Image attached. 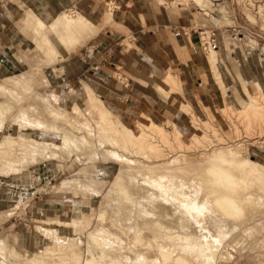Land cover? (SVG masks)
<instances>
[{
  "label": "rangeland",
  "instance_id": "obj_1",
  "mask_svg": "<svg viewBox=\"0 0 264 264\" xmlns=\"http://www.w3.org/2000/svg\"><path fill=\"white\" fill-rule=\"evenodd\" d=\"M46 1L47 0H0V87H9L8 89L14 90L16 94L20 95L15 104H10V108H7L8 110L6 109V111L3 110V114H0L1 118L3 117L4 120L2 121L0 118V142L3 140L9 141L6 142V144L13 146L10 140L14 141V138H18L14 141V143L16 142L14 147L11 148L10 146L12 150H10L9 146L6 144L4 146L9 150L6 151L7 148L5 149V147L2 146V152L5 150L7 155L5 152L4 156L2 152V154H0V178L8 180L10 184H16L17 190L23 189V191H26V193L22 194L23 197L31 196L32 192H35L36 196L42 197V199L37 200L39 206L41 205L44 207L43 216L40 214L38 216H30L25 212V201L21 202V200H17L21 197L18 195L17 197L13 196L14 200L5 203L3 207L0 208V240L2 241H0V244L3 243V247L0 248H3L5 251H0V264H37L36 261L40 259L38 255L40 256L41 252L46 248L57 249L62 247V251L56 250V252L62 253L63 249L67 251L66 247H72L71 251L83 255L87 249V231L97 230L98 227L99 230H101L100 227L103 228L102 230L107 228V231H104L115 236L114 239L110 238L112 236L103 239V243H107V246H110L106 252L115 254L118 247L116 246L117 244L126 247L133 242L132 246L130 245L132 252L134 251L132 257L137 258L138 252L144 253L147 240L150 239V236L153 233L155 236L160 232H158V228L155 227L159 223L160 225L162 224L163 227L172 228L174 231H177V233L182 235L185 234L184 236L188 234V237H185L186 240H183V245L190 246L194 241L196 242L195 239H197V241L203 240L205 243H214L213 246L217 243L216 246L218 245V248H216V250L218 252L215 251L217 253L216 255L214 253L211 261L214 264H264V178L262 180L260 179L259 182L257 181L259 179L257 176L249 175V177L246 178L247 182H245V184L248 186V182L252 180V186L247 187L243 183L239 184V186L245 185V187H241L243 190L239 187L241 190L240 192L244 191V195L252 192L253 194H248V196H250L249 200L243 203L241 202L240 207L242 206L241 211L242 208L243 211L241 214H237L239 215L238 217L237 215H235L236 218L233 215H229L233 217H226V221L227 219L230 221H227L228 227L232 225L230 227L232 231L229 229V232L225 231L226 233L223 232L224 227L222 228V226L220 227L218 224L221 223L219 221L221 217L218 218L216 216L217 218H215L213 213H207L206 211H203L202 214H197L199 212L193 206L191 207L187 200H185V202L187 201L189 206H182L186 214L182 213V217L180 216V219H178L177 213H174V208L179 209V206H175L174 200L172 201L169 198L167 203H162L165 202L163 199L166 196V190L162 189L168 185L166 179V181L162 179L159 185L160 187H157L156 184L152 185V182L160 179H156L153 175V177H149L150 174H146L147 176H144V182L142 181L143 184L140 181L136 183L138 186H136L135 182H133V184H127L128 198H124V196H120V194L118 195L110 189V183L113 181L116 171L120 166H124L123 163L118 161L117 164V161H115L117 158H120V156L127 157L128 155L129 158H127L129 160H138L143 164L152 165V163L157 164L161 161L171 160L177 156L179 157V155H185L190 158H197L198 156V158H200L199 155H207L213 149L236 146L241 149V153L239 154L240 159L248 156V158L258 160L264 165V0H201L200 3L195 0H113L112 2L110 0H83L85 4L82 1V6H79V8L84 10L82 15L93 23L86 20L88 24L86 25L84 22L85 20H83L82 24H84L81 26V23H79V27L77 28L80 29L73 33V37L71 36L73 39L70 38L71 40L68 39L69 41L65 42L66 46L62 45L63 47L59 49V51L54 50L55 55L52 52V54L49 53L47 57H44L42 55H46V52L43 51L42 53V48L38 45L35 48L37 43H32V41L34 42L35 40V35L32 33L34 21L28 18L30 12H40L39 14L44 17L46 21H52L55 14L68 12L70 15H74L75 13L73 11L76 10L72 4L64 8L59 7L58 10L52 11V15H50V13H46L47 11H45V9H41V5L46 6ZM117 9H119L118 13H120L119 19L121 22H126V25H128L127 21L129 19L137 26L146 24L144 26L145 28H141L140 30V27H112L109 24L112 19L108 20L105 17L109 10L112 11L113 17V12ZM101 14L102 17L99 20ZM149 22L151 24L150 26L148 25ZM81 28L89 29L90 33H87L85 29H82L83 32H80L82 31ZM57 31L60 30L57 29ZM77 32H79V34H77ZM149 32L150 34L158 33V38H161L162 41H159V43L155 38L154 40L149 39L146 41L145 38H148L146 36H148ZM174 32L176 34L175 36L173 35ZM83 33L88 36H84ZM80 36L85 38L81 39ZM77 38L81 40L77 42ZM99 41L101 43L96 44ZM85 42H87L86 45L78 50V46L83 45ZM91 44H95V46H89ZM38 47L40 50H38ZM183 48H186V50L183 51ZM74 49L77 54L80 52L85 53L87 55L85 59H88L89 56H93L97 61L101 57L103 58V65H105V70H107L108 73V78L104 80H109L108 82L110 85L108 87L110 90L101 88L100 84H103L102 77L94 74L93 71L85 73V75H81L77 72L85 65L82 63L85 59H81L75 55L73 56L74 58L70 57L66 59L67 54ZM110 49H112V51H110ZM213 49L217 51V67L218 71L221 73V78L219 77L218 80L220 81L217 80L218 75H215L216 78H213L209 68V53L210 50ZM186 51L188 53H186ZM115 54L118 58L123 56L125 62L131 59L135 60L137 54H143L149 61L147 63L144 62L145 64L140 63L144 67L148 65H150V67H148L146 71V69L139 68L135 64H139V62L135 61H133L135 63L128 62V64L131 65L129 70L121 63H117L113 66L108 62L116 61L112 59ZM184 54L190 55V57L192 56L193 59H191V62L195 64H190V62L186 63ZM46 58L51 59L46 60ZM179 61L184 62L182 66L178 64ZM85 63L88 67L89 63ZM204 72L207 74L208 79H203V81L200 82L201 85H197L195 75L205 78ZM24 75H26L24 80H22L23 78L20 79L24 87L21 83H19L20 85L18 86H14V84L6 81L9 80V77L12 78L10 80H13L19 79ZM147 75L151 77L148 79L145 77ZM188 75H191L193 81H191ZM28 76L30 78H28ZM131 76L146 83H148L150 79H154L156 82L154 90L159 95H152L151 92H149L151 96H148V94L132 93L129 89L131 87ZM186 76H188V78H186ZM181 77L182 79H180ZM165 78L170 80L167 82L162 81V79ZM181 80L188 84V87L186 86L184 90L185 93H182ZM249 80L256 81L260 85L258 87L260 91H257L258 88L255 90L248 86ZM24 81L25 84L27 83L29 86L27 84L25 85L23 83ZM125 83H129L126 88L123 86ZM85 84L90 86V91L86 99L84 97ZM19 86L21 88H19ZM112 92H122L123 96H127H122L124 99L121 100ZM170 95H172L171 98L169 97ZM250 96H253L254 99ZM43 97L56 99L58 104L52 102L53 106L67 115L70 113L73 115L75 110L78 113L77 108L79 107H81L79 109L80 112L83 110L82 108H84L85 111L83 110L82 112L89 114L87 116L94 119L92 122L90 121L88 123L93 127L95 126L94 128L100 125L96 129L98 133H92L90 136L88 135L87 129L85 130L83 128L81 130V132L84 131L82 134L91 141L95 140L97 143V140H102L101 142L99 141L101 144L98 142L99 148L93 149L95 146H92L93 148L91 147L90 149L96 152L98 150L102 151L103 145L109 141L108 145L105 144L106 148L108 150L111 148L115 149H111V151H116L117 155L111 157V159L110 156H108L109 160H107L108 158L102 156L100 153L101 151H98L97 153L100 157L96 156L88 159L86 155L80 154L78 150H73L72 152H68V156L65 152L63 155L64 159L56 158L53 160L49 157L48 148L52 146V149H54L53 143L49 142L47 145L43 144V148L41 149V141L43 140L44 143V139L51 138L50 136H52V133L47 134L39 130L31 129H16L13 125V122L18 118V123H22L20 120L24 122L22 125L32 123L33 126L38 127L39 125V127H41L38 123H45L46 120L50 122L51 120V122H59L58 124L65 126L64 122H60L55 118L53 119V116L48 114L40 99ZM168 97L167 103H164L160 99ZM250 99L255 100L257 104L260 102L261 105L260 103L259 105L261 106V110L259 109L260 106L257 107L255 102L253 103L256 104L255 106L257 108L253 107L252 109V106H250ZM183 106L187 107V113L181 111V107ZM87 108H89V111ZM22 109L26 110L23 111ZM31 109L32 111L35 109V113L33 111L32 113H34V115L29 114L28 116L30 117L27 116L29 120L28 123H26L27 119L25 115L28 114ZM86 109L88 112H86ZM257 110L259 112H257ZM101 111L109 116H106V121L108 119V121L112 120V123H116V116L122 120L124 123H119V128L117 129L119 130L122 127L121 131L124 132L128 131L126 126L124 127V124L129 125L135 132L139 131L137 130L138 125L135 124H138V121L145 122V119L142 117L143 112L146 115H150L156 122H161V127L165 125L166 127L162 128L163 134L167 131L168 134H165L167 136L163 135L154 125H151L147 128L146 133L150 141L155 143H150L152 146L149 144L144 148L143 146L139 148L136 147V153L127 150L128 153L123 149V141L122 139L120 140V136L110 132L109 126L106 128L105 125L100 124L101 122L98 119L97 113H101ZM20 112L24 114V117ZM43 114L46 120L42 116L40 117V115ZM40 118L44 120L42 121L41 119V122ZM96 120L98 121L96 122ZM98 122L99 124L96 126L94 123ZM43 123L41 125H43ZM44 126L45 125H43V127ZM175 127L180 130V137H176L177 139L173 137V133H170L172 132L171 129ZM68 129L72 130L69 127ZM101 129L103 132L99 131ZM107 129L109 130L106 131ZM73 130L75 131V129ZM113 131H115V129H113ZM9 133H13V137L10 138V140H5V134ZM74 133L77 134V131ZM104 133L105 135L107 134L109 138H112L115 134L113 138L117 140H113L112 138V141L111 139L107 141L108 138L107 136L105 137ZM111 133H113V135ZM194 133L199 135L195 144L192 143L195 138H191ZM18 134L25 137H33L41 141L39 143L33 140L32 143L28 138H23L25 139L24 145V142H22L24 140L22 138H20L22 143L19 142ZM170 134L172 136H170ZM102 136L104 138H101ZM165 137H167V141L169 142H165ZM26 140H28V144L29 142L31 143L29 146L38 144L35 146V149L40 145L37 149H40L42 153H37V149L34 152L35 149H33V146H30V148H28L29 150H25L27 149L26 147H28V145H26ZM103 141H105V143H103ZM110 141H115V143L113 142L114 145L110 144ZM184 144L187 146L189 145L188 148ZM120 145L123 147L122 149ZM150 146L154 149L150 148ZM30 149H33L32 152L37 156H34L32 153V158V156H30ZM49 149L50 151L52 150L51 147ZM146 150H149V152ZM119 152L121 154H119ZM42 154H46L48 157ZM65 155L67 157H64ZM4 157L6 162L2 159ZM7 158L10 159V162L13 158L15 160L13 159L12 162L9 163ZM101 158H104V160ZM6 163H8V165ZM58 164L60 166H58ZM84 166H89V171L87 170L79 173L81 172L80 169ZM91 166H95L94 168L96 170L91 169ZM200 170L198 169L197 171L200 173ZM201 173H203V171ZM235 174H239V172L236 170ZM261 174L264 175V173ZM183 175L188 176L185 172H183ZM74 178L83 179V183H87L89 187L90 185L93 186L89 189L88 186L78 187L69 184L67 185L68 187L64 186L65 188L59 189L62 180ZM196 178L197 177H195V179ZM146 180L147 182H145ZM200 180V177L196 179L197 182H201ZM164 182L165 184H163ZM262 183L263 185H261ZM139 185H142V188L146 186L147 189L149 188V191L152 190L151 192L154 191L156 194H154V198L156 196L155 199L158 200L156 201L154 198H151V195H148L149 192L147 193V191L143 193L142 188L141 190L139 189ZM136 187H138V189ZM83 188L86 189L84 190ZM140 196L142 200L144 198L146 199L148 196L146 200H149V202L145 199L143 202ZM160 196H162V198H160ZM197 196L200 198L203 197L204 194L201 191ZM23 199L25 200L26 198ZM105 200L109 202L110 208L108 211L106 210V212H104L105 216L100 215L99 219L98 215L101 213V209L104 206L103 204L106 203ZM120 201H122V203ZM145 201L148 202V205ZM108 202L105 205H107ZM185 202L184 204H186ZM141 203L146 204L147 207L151 206L150 203L153 205L152 207H148V210L147 207L145 206V208ZM116 204H122V207H127L129 213L123 211L124 209H120V211L118 210V212H116ZM139 204L141 207L143 206L147 209V212H150L151 208L156 209V211L158 210L162 214L157 211L159 213V215H157L158 213L154 210L156 216L152 215L151 210L149 215L144 208H140ZM164 204L166 208H163L165 207ZM111 206L113 207L111 208ZM160 206H162V208ZM258 212L259 214H257ZM132 213L135 214V216ZM10 216L16 219L17 227L12 226V219ZM101 216H103L102 219ZM181 218L187 224H185L187 229L180 226L182 221ZM53 220H59L61 222L55 223ZM73 220H75L74 224H64V221L73 222ZM45 221L53 222L52 224H46ZM145 222L146 224H143ZM255 223L257 224L256 230L254 228V230H252L253 232H247L250 231L248 229L251 225L253 226ZM132 224L136 226H132ZM40 226L47 228V231L43 233V230H39ZM29 227H31V232L30 229H28ZM163 227L162 230L164 229ZM99 230L97 231L99 232ZM136 231L139 232L141 243L140 241L134 242V240H131L132 238L129 239V237H127L128 234H134ZM244 231L246 235L243 234L245 233ZM251 233L253 235L255 233L258 234L253 236ZM122 234L124 235L123 237ZM202 234L204 236H201ZM50 235L53 238H50ZM247 235L250 236L246 238ZM125 236L128 238L127 241L130 240L131 243L128 242L126 244L125 241L120 240ZM125 238L123 240H126ZM187 238L191 241L187 240ZM204 238H206V240ZM219 239L220 241H218ZM115 241L119 242L117 243ZM134 243H137L136 247H138V249L133 247ZM140 244L142 248L139 247ZM142 244L145 246L143 247ZM213 246L211 245V247ZM94 251L98 252L99 250L96 248ZM67 252L70 253V250ZM191 253V256L187 255V258L192 260V264H198L200 261L195 260L193 257L195 253ZM15 254H19L18 258L17 255L15 257ZM59 255L60 254H54L44 257L46 264L60 263L58 258ZM29 257H32L35 261L32 260L30 262ZM148 260L144 261L143 264H152L150 260Z\"/></svg>",
  "mask_w": 264,
  "mask_h": 264
},
{
  "label": "bare ground",
  "instance_id": "obj_2",
  "mask_svg": "<svg viewBox=\"0 0 264 264\" xmlns=\"http://www.w3.org/2000/svg\"><path fill=\"white\" fill-rule=\"evenodd\" d=\"M111 2L113 1V0H110ZM195 1H197V2H201V0H195ZM75 14L74 15H70V13H68V12H63V13H59V14H55L54 15V17H53V20L52 21H46L45 19H44V17H42L38 12H36V11H34V13L32 12H30V14H29V19H33V21H34V26L32 27V33L35 35V40H34V42L32 41V43H37L36 45H35V48H36V46L38 45V46H40L41 48H42V50H41V52L43 53V51L44 52H46V55H42V56H46L47 57V54L49 55V53H51L52 54V52H53V54L55 53L54 52V50L55 51H59V49H61L63 46H66L65 45V42L67 41H69V40H71V39H73L72 37H73V33H75L76 32V30H79L77 27H79V23H81L80 25L82 26L83 24H82V21L83 20H85L84 22H85V24L86 25H88L87 23H86V20H89L88 18H86L85 16H83L82 15V12L78 9V8H76V10L75 11H73ZM105 18H107L108 20H111L112 19V11L111 10H109L108 12H107V14H106V17ZM106 19V20H107ZM88 22H92V21H88ZM93 23V22H92ZM80 26V27H81ZM91 26V25H90ZM85 27V26H84ZM77 28V29H76ZM88 28V27H87ZM85 29V28H81V30L82 29H85L86 30V32L87 33H90V31H89V29ZM57 29L58 30H60V31H57ZM91 30V29H90ZM89 31V32H88ZM80 32H83V30L82 31H80ZM85 32V31H84ZM85 32V33H86ZM92 32V31H91ZM77 34H79V32H77ZM84 34V33H83ZM86 34H84V36H85ZM72 36V37H71ZM83 36V35H82ZM88 35H86V37H87ZM77 37V36H76ZM79 37V36H78ZM81 37V36H80ZM71 38V39H70ZM83 38H85V37H81V39H83ZM69 39V40H68ZM74 39H76V38H74ZM80 39V40H81ZM78 40H79V38H77V42H78ZM79 40V41H80ZM82 42H83V40H82ZM71 43V42H70ZM70 43H69V45H70ZM73 43V42H72ZM63 45V46H62ZM76 46V45H75ZM38 50H40L39 49V47H38ZM75 50V49H74ZM71 51V50H70ZM50 54V55H51ZM55 55V54H54ZM209 57L210 58H208L209 59V68H210V71H211V74H212V76H213V78L215 77L216 78V76L215 75H218V77H217V80L219 79V77H220V72L218 71V67H217V51L216 50H210V53H209ZM56 57V56H55ZM54 58V57H53ZM49 59V58H48ZM47 58H46V60H48ZM51 59V58H50ZM49 59V60H50ZM45 60V59H44ZM53 60H55V59H53ZM44 62V61H43ZM48 63V62H47ZM25 76L26 75H24V76H22L21 78H19V79H13V80H10V79H12V78H8L9 80H6V81H8V82H10V83H12V84H14V86L16 85V86H18V85H20L19 83H21V80L20 79H22V80H24V78H25ZM28 78H30L29 76H28ZM221 78V77H220ZM5 79H7V78H5ZM30 80V79H29ZM168 80H170V79H168ZM167 80V78H165V79H162V81H168ZM172 81V80H171ZM174 81V80H173ZM176 81V80H175ZM218 81H220V80H218ZM27 82V81H26ZM29 82V81H28ZM24 84H25V81L23 82ZM176 83V82H175ZM22 84V83H21ZM27 84V83H26ZM25 84V85H26ZM23 85V84H22ZM22 85H21V87H22ZM28 85V84H27ZM29 86V85H28ZM248 86H250V87H252L253 89H255L256 90V88H258L260 85L256 82V81H254V80H249V82H248ZM20 86H19V88H21ZM23 87H24V85H23ZM22 87V88H23ZM27 87V86H26ZM9 88V87H8ZM8 88H6V87H0V114L2 115L3 114V110H5L6 111V109L8 108H10V104L11 105H13V104H15V102L17 101V98L18 97H20V95H18V94H16V92H14V90H11V89H8ZM27 88H29V87H27ZM84 89H85V94H84V97H85V99H86V96H87V94H88V92L90 91V86L89 85H87V84H85L84 85ZM259 89V88H258ZM257 89V91H260V89L258 90ZM161 90H163V89H161ZM164 91V90H163ZM165 92V91H164ZM167 93V92H166ZM169 94V93H168ZM257 94V93H256ZM250 95V94H249ZM258 96V95H257ZM252 99H254L253 98V96H250ZM53 98V97H52ZM41 100H42V102H43V105H44V108H45V110L48 112V114H50L51 116H53V119L55 118L56 120H58V121H62V122H64V124H65V126H63V125H60V124H58V123H56V122H51V120H50V122H48L46 119H45V117H43L44 116V114L43 115H40V117L42 116L46 121H45V123H43L42 121L44 120L43 118H40V121H41V119H42V123H43V125H45L44 127H43V125H41L42 123H38V124H40V126L41 127H39V125H38V127H36V126H33L32 125V123L30 124H28V125H22L24 122L23 121H21L20 120V122H22L21 124L20 123H18L17 121H19L18 120V118H17V120L16 121H14L13 122V125H14V127H16V129H22V130H28V129H31V130H39V131H41V132H43V133H47V134H50V133H52V136H50L51 138H49V139H44V143H43V140L41 141V144H42V147H41V149L43 148V144H45V145H47V143L49 144V142H52L53 143V148L54 149H52V146H49V148L51 147V151H50V149L48 148V152H49V154H48V156L49 157H51L53 160H55L56 158H62V159H64L63 158V155L65 154V152H66V155L68 154V152L70 151V152H72L73 150H78L79 152H80V154H83V155H86V157H88V159H90L91 157H96V156H99L98 155V151H101V150H98L97 152L95 151V150H92V149H90L92 146H95L93 149H96L97 147H98V142L100 141H102V140H97V143L95 142V140H93V141H91L90 139H88L85 135H83L82 133H84V131H82L81 132V130L84 128L85 130L87 129V131H88V135L90 136V134H96V133H98V130L96 131V129L98 128V126H100V125H98L99 124V122L98 123H94V124H96V128H94L90 123H88V122H92L94 119H91L90 117H88L87 115H89V114H87V113H84V112H82L83 110H84V108H82L83 110L80 112L79 111V109L81 108V107H79V108H77L78 109V113H77V111L75 110V108H74V110H75V112L73 113V115L70 113L69 115H67L66 113H64L63 111H61V110H59L57 107H55V106H53V103L54 104H58L57 102V100L56 99H48V98H46V97H43V98H40ZM252 99H250V106H252V109H253V107H258V106H260L261 105V103H260V105H259V103L257 104V102L255 101V100H252ZM52 100V101H51ZM53 102V103H52ZM253 102H255L256 104H254ZM225 105V104H224ZM256 105V106H255ZM32 107H33V105H32ZM35 107V106H34ZM248 107V106H247ZM256 107V108H257ZM263 107V106H262ZM36 108V107H35ZM187 107H185V106H183V107H181V111H183V112H185V113H187V109H186ZM261 108V106L259 107V109ZM7 109V110H8ZM88 109V111H89V108H87ZM87 109H86V112H88L87 111ZM95 109H96V107H95ZM99 109V108H98ZM263 109V108H262ZM23 110V109H22ZM22 110H21V112H22ZM24 110H26V109H24ZM23 110V111H24ZM97 110V109H96ZM95 110V111H96ZM102 110V109H101ZM225 110V109H224ZM228 110H229V107H228ZM261 110V109H260ZM33 111H34V113H35V109H33ZM32 111V109H31V111L30 112H28V114H26L25 116H26V119H27V116L30 114H32V115H34V113H32L33 112ZM85 111V110H84ZM103 111V110H102ZM102 111H101V113L100 112H98L97 114H98V119H99V121L101 122L100 124H102V125H105V127L106 128H108V126H109V129H107L106 131H110V132H113V133H115L117 136H120L119 138H120V140L122 139V146H124V148L120 145V148L122 149H125L126 151L128 150L129 152H132V153H136L137 152V148L136 147H140V146H143V148L144 147H147L146 145H149L150 143L151 144H153V143H155V142H153V141H150V139L148 138V134L146 133V131H147V128H149L151 125H154L155 126V128L158 130V131H160V132H162V134H163V130H162V128H164V127H166L165 125H164V127H161L160 125H162V123L161 122H156L150 115H146V114H144L143 112H142V114H143V118L145 119V122H143V121H138V124L136 123L135 125H138V129L137 130H139V131H136L135 132V130L133 129V128H131L129 125H127V124H124V127L126 126V129H128V131L127 132H124V131H121V128L118 130L117 128H119L118 127V125H119V123H121L122 122V120H120L117 116H116V119H115V121H116V123L114 122V123H112L111 121H108V119H107V121H106V114L105 113H102ZM255 111V110H254ZM21 112H20V114H21ZM97 112V111H96ZM104 112V111H103ZM251 112V111H250ZM257 112H259L258 110H257ZM38 113H39V110H38ZM254 113V112H253ZM42 114V113H41ZM105 114V115H104ZM21 115H23V117H24V114L22 113ZM141 115V114H140ZM242 115V114H241ZM240 115V116H241ZM257 115V114H256ZM28 117H30V116H28ZM31 117H33V116H31ZM107 117H109V116H107ZM0 118H1V116H0ZM34 118V117H33ZM19 119H20V117H19ZM111 119H113V118H111ZM1 120L2 121H4L3 120V117L1 118ZM28 120L29 119H27V122L26 123H28ZM264 120V119H263ZM55 121V120H54ZM98 120H96V122H97ZM103 122V123H102ZM205 122V121H204ZM261 122H263V121H261ZM36 123V122H35ZM111 123H112V125H111ZM122 123H124V122H122ZM161 123V124H160ZM114 124V125H113ZM164 124V123H163ZM263 124V123H262ZM35 125V124H34ZM37 125V124H36ZM116 125V126H115ZM192 125V124H191ZM194 125H196V124H194ZM121 126H123V125H121ZM197 126V125H196ZM0 127H1V121H0ZM68 127L70 128V129H72V130H69L68 129ZM258 127H260V126H258ZM100 128H102V127H100ZM105 128V129H106ZM111 128H113V129H115V131H113V129H111ZM73 129H75V131H77V134H75L74 132V130ZM100 132H103L102 131V129L101 130H99ZM105 131V130H104ZM171 131L172 132H170V133H173V137H180V130L177 128V127H175V128H172L171 129ZM99 132V133H100ZM165 132H166V130H165ZM107 133V132H106ZM113 133H111L112 135H113ZM13 133H9V134H5V140L6 139H9L10 140V138H12L13 137V135H12ZM110 134V133H109ZM115 134H114V136L113 137H115ZM165 134H168V131L166 132V133H164L163 135H165ZM87 135V134H86ZM100 135V134H99ZM101 135H103V134H101ZM104 135H105V133H104ZM107 136V134L105 135V137ZM109 136H111V135H109ZM157 136V135H156ZM165 136H167V135H165ZM170 136H172L171 134H170ZM18 137H19V142H21V139L20 138H28L32 143H33V140H36L35 138H33V137H25V136H23V135H21V134H18ZM112 137V138H113ZM152 137V136H151ZM172 137V138H173ZM199 137V135L198 134H196V133H194L192 136H191V138H195V140H194V142L192 141V143H196V139ZM201 137V136H200ZM101 138H104L103 136L101 137ZM107 141L109 140V139H111V141H112V138H109L108 136H107ZM160 138V137H159ZM175 138H173V139H175ZM176 138V139H177ZM4 139V138H3ZM18 139V138H17ZM17 139H13L14 141L15 140H17ZM25 139H23L24 141H22V142H24V145H25ZM114 139H116V138H113V140ZM166 139V140H165ZM175 139V140H176ZM117 140V139H116ZM115 140V141H116ZM164 140H165V142H169V141H167V137H165L164 138ZM14 141H11L10 140V142H12V144H13V146H11V145H9V144H6V142H9V141H2V142H0V154H2L3 153V156L5 155V153H6V155H7V152H5V150H4V152H2L3 151V148H2V146L3 147H5V149L7 148L6 146H4L5 144L7 145V146H9V149L10 150H12L11 148H13L14 147V144L16 143H14ZM27 141L28 140H26V143H27ZM36 141H38L39 143H40V141L37 139ZM35 141V142H36ZM105 141H106V139H105ZM105 141H103V143H105ZM110 141V142H111ZM115 141H113L114 143H115ZM119 141V140H118ZM117 141V142H118ZM21 142V143H22ZM37 142V143H38ZM99 142V143H100ZM113 142H111L110 144H112V145H114L113 144ZM120 142V141H119ZM164 142V143H165ZM198 142V141H197ZM177 143V142H176ZM200 143V142H199ZM29 144H31L30 142H29ZM29 144L27 143L26 145H28V147H26L27 149H25V150H29L28 148H30V146H33V145H30L29 146ZM35 144V143H34ZM101 144V143H100ZM99 144V145H100ZM105 144H109V141L108 142H106ZM105 144L103 145V150L100 152L101 153V155L102 156H104L105 158H108V156H110V159H111V157H115L117 154H116V151L114 152V151H111V149L112 150H115V149H113V148H111V149H107L106 148V146H105ZM120 144V143H119ZM150 144V145H151ZM166 144V143H165ZM190 144V143H189ZM23 145V146H24ZM38 145V144H37ZM37 145H35V146H37ZM117 145H118V143H117ZM155 145V144H154ZM157 145V144H156ZM167 145H168V143H167ZM184 145H186V144H184ZM10 146H11V148H10ZM35 146H33L34 148L33 149H35ZM40 146V145H39ZM38 146V147H39ZM101 146V145H100ZM105 146V147H104ZM129 146V147H128ZM152 146V145H151ZM150 146V148H152ZM187 146V145H186ZM185 146V147H186ZM189 146V145H188ZM188 146H187V148H188ZM195 146V145H194ZM207 146V145H206ZM37 147V148H38ZM46 147H44V148H46ZM113 147V146H112ZM181 147H183V146H181ZM180 147V148H181ZM184 147V148H185ZM32 148V147H31ZM36 148V149H37ZM99 148V147H98ZM149 148V147H148ZM8 148L6 149V151L7 150H9ZM33 149H30L31 150V154H30V156H32V153H33V155H34V152L36 151V149L34 150V152H32V150ZM117 149V148H116ZM146 149V148H145ZM152 149H154V148H152ZM38 150V149H37ZM40 150V149H39ZM36 151L37 153H42V151L40 150V151ZM124 150V151H125ZM45 151V150H44ZM43 151V152H44ZM95 151V152H94ZM120 151V150H119ZM127 151V152H128ZM145 151V150H144ZM146 151H148L149 152V150H146ZM156 151V150H155ZM154 151V152H155ZM2 152V153H1ZM10 152V151H9ZM78 152V153H79ZM128 152V153H129ZM151 152V151H150ZM44 153H46V152H44ZM141 153V152H140ZM153 153V152H152ZM241 153V149L239 148V147H236V146H233V147H231V146H227V147H221L220 149H213L209 154H207V155H205V154H203V155H199L200 156V158H198V156H197V158H195V157H188V156H185V155H179V157L177 156V157H175V158H173V159H171V160H166V161H161V162H158L157 164H153L152 163V165H148V164H146V163H142L141 161H138V160H133L132 158V160H129L128 158V155H127V157H124V156H120V158H117V160H115V161H117L116 163L118 164V161L119 162H121V163H123L124 164V166H120V168L116 171V173H115V175H114V178H113V181L110 183L111 184V187H110V189H111V191H113V192H115V193H117L118 195L120 194V196L122 195V196H124V198H128V192H127V189L128 188H126L127 187V184L129 183H132L133 184V182H135V184L137 183V182H144V176H147L148 174H150L149 175V177H156V179H160V180H156L155 182H152V185L153 184H156V186L158 187L159 185H160V183H161V180L162 179H166L167 180V183H168V185H167V187H164L162 190H166V196L164 197V199H163V201H165V202H162V203H167L168 202V200H169V198L173 201L174 200V204H175V206H179V209H176V208H174V213L176 214L177 213V215H178V219H180L179 217L181 216L182 217V213H184V214H186L185 213V209H182V206H186L187 205V207L189 206L188 205V203H187V201L190 203V205H191V207L193 206L199 213H197V214H202V212L203 211H206L207 213H213V215L215 216V218H219V217H221V218H219L220 220V222L221 223H218L219 225H220V227L222 226V228H223V232L224 233H226L225 231H227V232H229V229H230V227L232 226L231 224V226L230 227H228L229 225H227L228 224V222L227 221H229L228 219H227V221H226V217L227 216H229V215H233L235 218H236V216L235 215H237V214H241V212L243 211V208H242V211H241V207H240V204H241V202L243 203L244 201H247V200H249V198H250V196H248V194L250 195V194H253V192L252 193H248L247 195H244L243 194V192L244 191H242V192H240L241 190L239 189V187L241 188L243 185H241V186H239V184L241 183H243V184H245V182H247L246 181V178L247 177H249V175H254V176H257V178H259L257 181H259L260 179L262 180L263 178H264V175H262L261 173H264L263 171H264V165L260 162V161H258V160H254V159H250V158H248V156L247 157H244V158H239V154ZM70 154V153H69ZM119 154H121L120 152H119ZM123 154V153H122ZM131 154V153H130ZM138 154V153H137ZM144 154V153H143ZM154 154V153H153ZM36 155V154H35ZM34 155V156H35ZM42 155H46V154H42ZM64 156V157H67V156ZM125 155V156H126ZM11 156V155H10ZM37 156V155H36ZM47 156V155H46ZM47 156V157H48ZM152 156V155H151ZM155 156V155H154ZM181 156V157H180ZM85 157V156H84ZM100 157V156H99ZM25 158V157H24ZM32 158H33V156H32ZM35 158V157H34ZM1 159V158H0ZM2 159H4L5 160V162H6V159H5V157L4 158H2ZM14 159V158H13ZM12 159V160H13ZM102 159V158H101ZM12 160H11V162H12ZM15 160V159H14ZM26 160V159H25ZM37 160V159H36ZM102 160H104V158L102 159ZM107 160H109V158L107 159ZM112 160H114V159H112ZM111 160V161H112ZM7 161H9V163H11L10 162V159H8L7 158ZM111 161H109V162H111ZM114 161V162H115ZM2 162H4V161H2ZM108 162V161H107ZM13 163H15V162H13ZM7 165H8V163H6ZM10 165V164H9ZM13 166H14V164H13ZM58 166H60L59 164H58ZM11 167H12V164H11ZM15 167V166H14ZM95 166H91V169H94V170H96L95 168H94ZM89 166H84V167H82L81 169H80V171L81 172H79V173H82V172H85V171H89ZM131 168H133V169H131ZM200 170V173H199V171H197V170ZM15 170V169H14ZM93 170V171H94ZM238 171L239 172V174H235V171ZM2 171V170H1ZM129 171H131V172H129ZM203 171V173H201ZM3 172V171H2ZM90 172H91V170H90ZM183 172H185V173H187L188 174V176H184L183 175ZM147 174V175H146ZM153 175V176H152ZM163 175H164V177H163ZM189 175H190V177H189ZM195 177H197L196 179H198V177H200L201 178V182H197L196 181V179H195ZM149 179V178H148ZM92 180V179H91ZM90 180V181H91ZM150 180V179H149ZM165 180V181H166ZM150 181H152V180H150ZM143 182H142V184H143ZM145 182H147V180L145 181ZM251 182H252V180L250 181V182H248V186L247 187H250V186H252V184H251ZM260 182V181H259ZM264 182V181H263ZM149 183V182H148ZM249 183H250V185H249ZM253 183V182H252ZM255 183V182H254ZM75 185V186H78V187H87L88 185H87V183L85 184V183H83V179H79V178H74V179H64V180H62L61 181V186L59 187V189L61 188V189H63V188H65L64 186H67V185ZM88 184H90V183H88ZM128 184V185H129ZM150 184V183H149ZM163 184H165V182L163 183ZM86 185V186H85ZM245 185L243 186V187H245ZM261 185H263V183L261 184ZM93 186V185H92ZM92 186L90 185V187L92 188ZM136 186H138L137 184H136ZM140 186V185H139ZM161 186H162V184H161ZM202 186V187H201ZM260 186V185H259ZM68 187V186H67ZM89 187V186H88ZM90 187H89V189H90ZM129 187V186H128ZM160 187V186H159ZM163 187V186H162ZM246 187V188H247ZM137 189H138V187H136ZM141 188H142V185L140 186V190H141ZM67 189V188H66ZM84 189V188H83ZM86 189V188H85ZM84 189V190H85ZM149 189V188H148ZM147 188H146V186H143V188H142V191H143V193H145L146 191H147V193H148V195L150 194L151 195V198H154V191L153 192H151V191H149ZM157 189V188H156ZM169 189V190H168ZM239 189V190H238ZM242 189V188H241ZM248 189H250V188H248ZM243 190V189H242ZM145 191V192H144ZM202 191V193L204 194V196L203 197H198L197 196V194L199 193V192H201ZM246 192V191H245ZM108 193V192H107ZM141 193V192H140ZM112 194V193H111ZM158 194H159V192H158ZM106 195V194H105ZM110 195V194H109ZM142 195H144V194H142ZM156 195V194H155ZM161 195V194H160ZM108 196V195H107ZM252 196V195H251ZM254 196V195H253ZM130 197V196H129ZM138 197V196H137ZM112 198H113V196H112ZM155 198H156V196H155ZM154 198V199H155ZM160 198H162V196H160ZM263 198H264V196H263ZM110 199V198H109ZM140 199L142 200V198H141V196H140ZM145 199V198H144ZM143 199V200H144ZM146 199H148V196H147V198ZM145 199V200H146ZM149 199H150V196H149ZM260 199V198H259ZM258 199V200H259ZM104 200V199H103ZM106 200H108V199H106ZM105 200V201H106ZM111 200V199H110ZM123 200V199H122ZM126 200V199H125ZM129 200V199H128ZM142 200V201H143ZM156 201L158 200V199H155ZM185 200H187L186 202H185ZM132 201V200H131ZM146 201H148L149 202V200H146ZM145 201V202H146ZM255 201L257 202V200L255 199ZM108 201H106V203H107ZM116 202V201H115ZM118 202H119V200H118ZM121 203H122V201H120ZM136 202V201H135ZM140 202V201H139ZM144 202V201H143ZM148 202H146V204L148 205ZM151 202V201H150ZM161 202V201H160ZM184 202L186 203V204H184ZM250 202H251V200H250ZM262 202V201H261ZM103 203V202H102ZM106 203H104L103 205V207H102V209H101V213H99V215H98V217H99V219H100V215H104L105 216V214H104V212H106V210L108 211V209L110 208L109 207V202H108V204L107 205H105ZM152 203H153V201H152ZM152 203H150L151 204V206H148V207H152ZM246 203V202H245ZM249 203V202H248ZM259 203V202H258ZM146 204H142L141 203V205H143L144 207L146 206L147 207V205ZM112 205V204H111ZM122 205V204H121ZM121 205H119V204H116V206H115V208H116V212H118V210L120 211V209H124L123 211H127L128 213H129V211H128V208L126 207H122L123 205H124V203H123V205L121 206ZM126 205V204H125ZM129 205V204H128ZM127 205V206H128ZM131 205H132V203H131ZM264 205V204H263ZM133 206V205H132ZM139 206H140V204H139ZM141 207L140 206V208L142 209V208H144V207ZM164 206H165V204H164ZM174 206V207H175ZM261 206V205H260ZM113 206H111V208H112ZM145 207V208H146ZM148 207H147V209H148ZM161 208H162V206H160ZM138 208V207H137ZM144 208V209H145ZM163 208H166V206L165 207H163ZM135 209V208H134ZM140 209V210H141ZM147 209H145L146 210V212L149 210H147ZM191 209V208H190ZM121 210V211H122ZM133 210V209H132ZM131 210V211H132ZM151 210H152V212H151ZM154 210L156 211V209H151L150 208V212H151V214L152 215H155L156 214V212L158 211H156V212H154ZM164 210V209H163ZM190 211H192V210H190ZM126 212V213H127ZM138 212V211H137ZM150 212H147L149 215H150ZM159 212V211H158ZM157 212V213H158ZM124 213V212H123ZM127 213V214H128ZM131 213V212H130ZM133 213H135V212H133ZM132 213V214H133ZM146 213V214H147ZM160 213V212H159ZM159 213L157 214V215H159ZM196 213V212H195ZM195 213H193V214H195ZM244 213V212H243ZM242 213V214H243ZM110 214V213H109ZM160 214H162V213H160ZM168 214V213H167ZM183 214V215H184ZM190 214H192V213H190ZM204 214H206V213H204ZM257 214H259V212L257 213ZM117 215V214H116ZM120 215H121V213H120ZM134 216H135V214H133ZM151 215V216H152ZM173 215V214H172ZM176 215V216H177ZM254 215V214H253ZM131 216V215H130ZM156 216V215H155ZM166 216V215H165ZM169 216V215H168ZM187 216V215H186ZM217 216V217H216ZM233 216H229V217H233ZM239 215H237V217H238ZM255 216V215H254ZM257 216V215H256ZM140 217V216H139ZM206 217V216H205ZM228 217V218H229ZM103 218V216H101V219ZM169 218V217H168ZM214 218V220L216 221V219ZM111 219V218H110ZM149 219V218H148ZM177 219V220H178ZM182 219V218H181ZM225 219V220H224ZM174 220V219H173ZM54 221V220H53ZM53 221H45V223L46 224H52V222ZM142 221V220H141ZM181 221V220H180ZM179 221V222H180ZM214 221V222H215ZM232 221V220H231ZM55 223H59V222H61V221H59V220H56V221H54ZM74 222H75V220H73V222H65L64 221V224L65 225H70V224H74ZM108 222V221H107ZM230 222V221H229ZM111 223V222H110ZM260 223V222H259ZM103 224V223H102ZM106 224V223H105ZM108 224V223H107ZM134 224V223H133ZM132 224V226H136V225H133ZM143 224H146V222L145 223H143ZM156 224V223H155ZM185 222L183 221V219H182V221H181V224H180V226L182 227V228H184L185 227ZM191 224V223H190ZM190 224H188V225H190ZM233 224V223H232ZM235 224V223H234ZM256 224V223H255ZM254 224V225H255ZM111 225V224H110ZM187 225V224H186ZM218 225V226H219ZM252 226L251 225V227L248 229V230H250V231H247V232H251L252 230H254V228H255V230H256V226H257V224L255 225V226ZM155 226V225H154ZM155 227H157L156 229H157V231L159 232L157 235H151L150 236V239H148L147 240V243H146V249H145V251H144V253H142L141 251H142V249H141V253H139L138 252V257L137 258H133L132 257V253H134V251L132 252V250H131V247H130V245L132 246V244H133V242H132V244H129V246L127 247H123V245H116V246H118L117 247V249H116V253L114 254H111L110 252L108 253V252H106V250H108V248L110 247V246H107L108 244L107 243H103V239L105 238V237H110V236H112V237H110V238H112V239H114L115 238V236L114 235H112V234H109V233H107V232H105L104 230H106L107 228H105L104 230H102L103 228H101L100 227V229L102 230H99L98 228H97V230H99V232L97 231V230H90V231H87L88 233L86 234V244H87V249L85 250V252H84V254L83 255H80L79 253H76V252H74V251H71L72 250V247H66V250L68 251V250H70V253L69 252H67V251H65V249H63V252L61 253H59L58 251L56 252V250H59V251H62L61 249H62V247H59V248H57V249H51V248H46V249H44L42 252H41V255L39 256L38 255V257L40 258V259H38L37 261H36V263L37 264H46V260L44 259V257H48V256H50V255H58V254H60L59 256H58V258H59V262L60 263H58V264H143V262L144 261H147L148 259L150 260V262L152 263V264H192V260H190L189 258H187V255H189V256H191V252H194L195 253V256H193L194 257V259L195 260H198V261H200V262H198V264H214V263H212L211 261H212V256L214 255V253H215V255H216V253L218 252L217 250H216V248H218V245L216 246V244H215V246H213L214 245V243L212 244V243H205L203 240H198L197 241V239H195L196 240V242L194 241L190 246L189 245H183V240H186V236L188 235H186V236H184L185 234H180V233H177V231H174L172 228H166V227H163L162 226V224L160 225V223L157 225V226H155ZM162 227L164 228L163 230H162ZM189 227V226H188ZM228 227V228H227ZM119 228H120V226H119ZM186 228V227H185ZM190 228V227H189ZM264 228V227H263ZM187 229V228H186ZM39 230H43V233H44V231L46 232L47 231V228H45V227H43V226H40L39 227ZM122 230V229H121ZM129 230V229H128ZM185 230V229H184ZM231 230V229H230ZM259 230V229H258ZM107 231V230H106ZM140 231V230H139ZM191 231V230H190ZM204 231V230H203ZM232 231V230H231ZM49 232V231H48ZM112 232V231H111ZM125 232V231H124ZM127 232V231H126ZM205 232V231H204ZM243 232V231H242ZM245 232V231H244ZM253 232V231H252ZM258 232V231H257ZM197 233V232H196ZM195 233V234H196ZM51 234V233H50ZM118 234V233H117ZM142 234V233H141ZM193 234H194V232H193ZM243 234H245L246 235V232L245 233H243ZM248 234H250V233H248ZM252 234V233H251ZM255 234H258V233H255ZM254 234V235H255ZM48 235V234H47ZM52 235V234H51ZM50 235V236H51ZM149 235V234H148ZM190 235V234H189ZM253 235V234H252ZM251 235V236H252ZM253 235V236H254ZM49 236V237H50ZM53 236V235H52ZM50 237V238H53V237ZM117 236H119V235H117ZM124 235L122 234V237H123ZM141 236V235H140ZM191 236V235H190ZM201 236H204L203 234L201 235ZM250 235H247V237L246 238H248ZM48 237V238H49ZM120 237H121V235H120ZM126 237V236H125ZM124 237V238H125ZM127 237H129V239L130 238H132L131 240H134V242H138V241H140L141 240V237H139V232H137L136 231V233H134V234H128L127 235ZM125 238L126 240H123L124 238H122V239H120L121 241H125L126 242V244L128 243V242H130L131 243V241L129 240V241H127V239L128 238ZM188 237V236H187ZM223 237V236H222ZM240 237V236H239ZM145 238V237H144ZM190 238V237H189ZM191 238H192V236H191ZM190 238V239H191ZM201 238V237H200ZM220 238H221V236H220ZM237 238V237H236ZM243 238H244V236H243ZM251 238V237H250ZM146 239V238H145ZM205 240H206V238H204ZM215 239V238H214ZM111 240V239H110ZM118 240H119V238H118ZM187 240H189L188 238H187ZM224 240V239H223ZM249 240V239H248ZM1 241V240H0ZM143 241V240H142ZM189 241H191V240H189ZM218 241H220V239L218 240ZM2 242V241H1ZM105 242V241H104ZM115 242H117V241H115ZM119 242V241H118ZM117 242V243H118ZM186 242V241H185ZM112 243V242H111ZM140 243H141V241H140ZM3 244V243H2ZM2 244H0V247H3L2 246ZM137 243H134V245H133V247H135V248H137L138 249V247H136L137 245H136ZM139 244V243H138ZM145 244V243H144ZM144 244H142L143 245V247L145 246ZM213 246V247H211V245ZM219 244V243H218ZM5 245V244H4ZM228 246V245H227ZM5 247V246H4ZM115 247V246H114ZM139 247H141L142 248V246H141V244H140V246ZM63 248H65V247H63ZM96 248H98V252L96 253L95 251H94V249H96ZM134 248V249H135ZM2 249V250H1ZM144 249V248H143ZM235 249V248H234ZM6 250V249H5ZM140 250V249H139ZM139 250H137V251H139ZM0 251L2 252H5L4 250H3V248H0ZM14 251V250H13ZM12 251V252H13ZM215 251H217V252H215ZM29 252V251H28ZM113 252H115V251H113ZM136 253V252H135ZM191 253V254H190ZM34 254V253H33ZM14 255V254H13ZM16 255H17V258H18V256H19V254H15V257H16ZM134 255V254H133ZM194 255V254H193ZM135 256H136V254H135ZM215 257V256H214ZM29 261L31 262L32 260L33 261H35L32 257L30 258L29 257ZM148 260V261H149ZM194 260V261H195ZM193 261V262H194ZM140 262V263H139ZM197 262V261H196ZM54 263V262H53ZM149 264V263H148ZM195 264V263H194Z\"/></svg>",
  "mask_w": 264,
  "mask_h": 264
},
{
  "label": "crops",
  "instance_id": "obj_3",
  "mask_svg": "<svg viewBox=\"0 0 264 264\" xmlns=\"http://www.w3.org/2000/svg\"><path fill=\"white\" fill-rule=\"evenodd\" d=\"M82 1L83 0H75V1H73V0H47L46 1V6L41 5V9L42 10L45 9V11H47L46 13H50V15H52V11L58 10L59 7L64 8L65 6H69V5H72L73 4L72 6H74L75 8H78L81 12H84V10L82 8H79V6L80 5L82 6V3L84 2V1L83 2ZM77 4H78V7H77ZM84 4H85V2H84ZM118 10L119 9H117L116 11L113 12L112 20L109 23L112 27L113 26H116V27H126V28H130V27L139 28L140 27V30H141V28H143V29L145 28L144 26L146 24L145 25L143 24V25L137 26L134 23H132V21L129 20V19H128L129 22L127 21V24L128 25H126V22H121L120 19H119L120 18L119 17L120 13H118ZM102 14L99 16V20L101 19ZM117 14H118V16H117ZM148 25L149 26L151 25L150 22H149ZM173 35L174 36L176 35L175 32L173 33ZM146 37H148V38H145L146 41H148L149 39H151V40L153 39L154 40V38L156 39L157 42L162 41L161 38H158V33L150 34V32H149L148 33V36H146ZM90 39H92V38H90ZM86 43L87 42H85L81 46H78L79 47L78 50L81 49L82 47H84V45H86ZM99 43H101V42L99 41L96 44H99ZM153 45H154V43H153ZM89 46L94 47L95 44H91ZM182 50L184 51V50H186V48L185 49L183 48ZM182 50H181V52L183 54V51ZM110 51H112V49H110ZM186 53H188V52L186 51ZM74 55L77 56V57H80L81 59H83V58L85 59L86 56H87L85 53H82V52H80L79 54H77L76 50H73V51H71V52H69L67 54L66 59L67 58H70V57L74 58L73 57ZM184 56H185V59L184 60H185L186 63L187 62H190V64L191 63L193 65L195 64L194 62H191V59H193L192 56L190 57V55H187V54L186 55L184 54ZM112 59H115L116 61L115 62H111L110 61V62H108L109 64L115 66L117 63H121V64H124V66L128 70L131 67V65L128 64L129 61H130V63L139 62V64L138 63H135V64L139 68L146 69V71H147L148 67H150V65H148L147 67L142 66V64H145L144 62L147 63L149 61L148 59H146V57L143 54H137V57H135V60H132V59L131 60H128L127 59L128 61H126V62L124 61L125 58L123 59V56H121V57L118 58V56L116 54L113 56ZM133 61H135V62H133ZM85 62H88L89 63L88 67H87V65H86ZM82 63L85 64V65L83 66V68H80L79 69L80 71L79 70L77 71L79 74L85 75V73H89L90 71H93L94 74L100 75L102 77L101 79H102V83L103 84L102 85L100 84L101 88L102 89L104 88L106 90H110L109 87H108L110 85L109 82H108L109 80L108 81L107 80H104V79H107L108 78V73H107V70H105L106 69L105 68V65H103L104 63H103V58L102 57L97 61V59L96 58H93V56H89V58L83 60ZM183 63L184 62H182V61H179L178 62V64H180L181 66H182ZM204 75H205V78H203L202 76H199L198 77V75H195V80H196L197 85H201L200 82H202L203 79H208L207 74L205 73ZM188 76L190 77L191 81H193V78L191 77V75H188ZM188 76H186V78H188ZM145 77H147L149 79V77H151V76L150 75L149 76L147 75ZM130 79H131V84H130L131 87L129 89L132 91V93H134V94L140 93V94H144V95L145 94H148V96H151V93H152V95H154V94L159 95L154 90V86L156 84V82H155L154 79H150V81L148 83H146L144 81H141V80H138L136 77H132V76L130 77ZM144 79L145 80H148L146 78H144ZM180 79H182V77ZM186 81H187V79H186ZM128 85H129V83H125L123 86L126 88ZM186 86L188 87V84L185 83V82H183L181 80L182 93H185L184 90L186 89ZM149 92H151V93H149ZM112 93L114 95H116L118 99H121V100L124 99L123 97L127 96V95H124L123 96L122 95V92H119V93L118 92H112ZM171 96L172 95H170L169 97L171 98ZM169 97L168 98H160V99L164 103L165 102L167 103V99H169ZM21 186H24V185H21ZM11 187H13V188H11ZM27 190H28V188H27ZM23 193H26V191H23V189H18L17 190L16 184H10L8 182V180H5L3 178H0V208L3 207V205L5 203H8V202H11L12 200H14V197H17L19 195L21 197L19 199H17V200H21V202H24L25 201V203H26L25 204V212L28 213V215H30V216H35V215L38 216L40 214V215L43 216L44 215V213H43L44 212V209H43L44 207H42L41 205L39 206V203L37 202V200L42 199V197L36 196V193L35 192H32L33 196L31 194V196L23 197V195H22ZM23 198H26V199L24 200ZM10 218L12 219V221H11L12 226L17 227V221H16V219H13V216H10ZM28 229H30V232H31V227H29ZM16 233H17V229H16ZM30 235H32V234H30Z\"/></svg>",
  "mask_w": 264,
  "mask_h": 264
}]
</instances>
